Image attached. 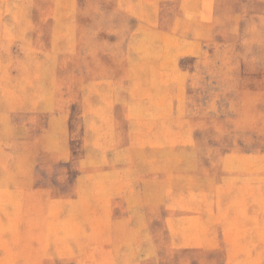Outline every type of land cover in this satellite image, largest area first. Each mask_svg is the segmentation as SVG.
<instances>
[{
	"label": "rangeland",
	"instance_id": "1",
	"mask_svg": "<svg viewBox=\"0 0 264 264\" xmlns=\"http://www.w3.org/2000/svg\"><path fill=\"white\" fill-rule=\"evenodd\" d=\"M0 264H264V0H0Z\"/></svg>",
	"mask_w": 264,
	"mask_h": 264
},
{
	"label": "crops",
	"instance_id": "2",
	"mask_svg": "<svg viewBox=\"0 0 264 264\" xmlns=\"http://www.w3.org/2000/svg\"><path fill=\"white\" fill-rule=\"evenodd\" d=\"M229 216H230L229 214H226L225 219H224V221H223L224 223H225L228 219H230Z\"/></svg>",
	"mask_w": 264,
	"mask_h": 264
}]
</instances>
